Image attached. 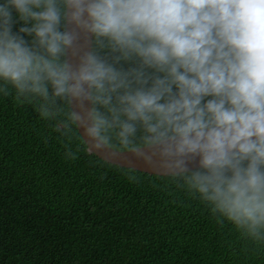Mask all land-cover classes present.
<instances>
[{
    "label": "clouds",
    "instance_id": "1",
    "mask_svg": "<svg viewBox=\"0 0 264 264\" xmlns=\"http://www.w3.org/2000/svg\"><path fill=\"white\" fill-rule=\"evenodd\" d=\"M0 94L264 246V0H0Z\"/></svg>",
    "mask_w": 264,
    "mask_h": 264
},
{
    "label": "trees",
    "instance_id": "2",
    "mask_svg": "<svg viewBox=\"0 0 264 264\" xmlns=\"http://www.w3.org/2000/svg\"><path fill=\"white\" fill-rule=\"evenodd\" d=\"M127 172L0 94V264H264L169 178Z\"/></svg>",
    "mask_w": 264,
    "mask_h": 264
},
{
    "label": "water",
    "instance_id": "3",
    "mask_svg": "<svg viewBox=\"0 0 264 264\" xmlns=\"http://www.w3.org/2000/svg\"><path fill=\"white\" fill-rule=\"evenodd\" d=\"M81 44L84 43V38L81 36V39L79 41ZM79 134V133H78ZM80 136V135H79ZM80 138L83 141V144L85 148L94 156H96L98 159L111 164L115 165L121 168H129L131 167L133 170L140 172V173H145L148 175H155L157 176V171L154 170V168L149 167L148 165L145 164V162L142 159H137L132 153H124L121 155H118L116 157H108L106 156L105 153H96L95 151H90L88 144L85 142L84 138L80 136ZM153 164L158 165L159 164V159L157 157L153 158ZM198 166V158L195 162L190 163L188 165L190 170L196 169Z\"/></svg>",
    "mask_w": 264,
    "mask_h": 264
}]
</instances>
